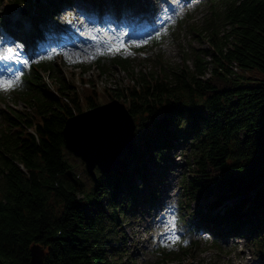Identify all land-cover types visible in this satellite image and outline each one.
<instances>
[{
  "label": "trees",
  "instance_id": "16d2710c",
  "mask_svg": "<svg viewBox=\"0 0 264 264\" xmlns=\"http://www.w3.org/2000/svg\"><path fill=\"white\" fill-rule=\"evenodd\" d=\"M214 1L204 28L189 25L209 48H192L181 63L166 65L160 57L155 71L138 74L122 54L94 59L101 72L117 64L130 74L128 85L105 89L102 103L123 102L137 128L122 167L98 170L99 182L90 187L68 176L74 165L63 129L69 118L100 104L94 81L58 75L56 59L46 57L14 87L25 109L0 92L6 104L0 109V264H32L35 245L45 250V264H128L115 254L117 225L130 206L139 208L145 192H157L160 174L150 166L163 165L176 144L188 149L179 207L190 217L189 230L203 220L218 227V238L230 231L262 236L264 260V0ZM159 43L154 38L148 48ZM188 250L193 247L163 248L151 264L174 262Z\"/></svg>",
  "mask_w": 264,
  "mask_h": 264
},
{
  "label": "rangeland",
  "instance_id": "374dc122",
  "mask_svg": "<svg viewBox=\"0 0 264 264\" xmlns=\"http://www.w3.org/2000/svg\"><path fill=\"white\" fill-rule=\"evenodd\" d=\"M53 1L54 3L51 4ZM162 1L163 0H69L66 1V4L61 5L59 9L57 8L58 10H55L58 14L48 16L49 14L46 15L45 8L47 6H55L57 0H40V2L38 1V4L31 0H0V50L8 48L6 47L8 46L5 42L6 38L11 37L15 39L11 36V29L7 32L3 27L4 23L7 24V26L11 25L10 20L14 19V17L23 18L22 21L24 22L29 21L31 23H36L37 21L38 23L33 27L35 33H30L29 31L24 30L25 33L18 35V37L24 44L26 42L34 44V41H36L38 43L41 42L44 46V44L47 43L39 40V34L42 35L45 40L49 38V35L50 38L62 35V33H57V31L50 34L49 28L64 25L67 29H71L72 21L77 17V14L82 16L89 10L93 12L97 11V8L106 6L108 11L114 9L116 14H119V16H116V20L121 19V15L125 20H132L133 17H140L144 14L139 13L141 10L140 7H143L145 12L150 14L151 8L155 3L158 4V8H161ZM177 1H181L182 5H184V9L169 25L176 26L178 18L181 17L184 21H189L176 27L174 33L172 30L167 29V27L155 31L158 34V39L161 40L160 46L142 54L136 52V49L143 45H147L149 42L148 39L133 43H122L119 45L120 50H124V54L132 60L133 71H136L138 74L141 72L150 73L155 71L157 69L156 63L158 57L163 58L166 65H176L182 62L183 56L192 48L195 50H207L209 48L207 41L204 40L201 42L199 38H193L189 31V25L195 23V25L204 28V20L211 16L212 9L217 2L214 0H192L190 3L188 2L189 0ZM147 2L151 3V5L149 6ZM133 3H135V5L128 6V4ZM83 5H86L87 7ZM221 8L222 6H218V9ZM70 15L72 16L70 17ZM187 15L192 17L186 19ZM38 17L40 19H38ZM74 25L76 26V23ZM226 29L228 28H222L221 31L224 33ZM30 47V44L22 45L19 49L22 52V57L17 55L18 58L21 59L27 58V64L33 60L31 58H33L34 53L30 51ZM36 49L37 47L35 50ZM97 49L101 50L103 54H105L106 51L110 53L112 52V54L119 53L120 51L113 52L107 50L109 49L107 47L94 46L87 48L85 51L70 50V52L53 55V57H56V64L59 69L57 70L58 75H60L61 72L62 76L71 79V74L74 72L76 79L77 77L92 79L97 85L99 91L97 93L99 96V105H103L112 101L110 100L102 103L106 100L104 99L105 94H103L105 89L128 85L131 76L117 64L110 66L108 70H105L106 72H101V69L92 64L94 59L100 55V53L97 52ZM93 55H95V58H92ZM188 55L190 57L189 59H191L190 53ZM209 57L210 55H207V59L210 60ZM39 58L40 57L35 59V61H38ZM81 63L90 64L91 66L82 70L81 67H78ZM189 63L192 65V61ZM27 64H24V68ZM167 72L169 73L170 71L167 70ZM249 77L254 79L262 78L263 76L260 74H252ZM14 82L15 85L18 86V79ZM86 87H88V85L84 86L81 90ZM1 90L3 91L2 93L10 92V89L6 88H1ZM14 97H17V102L14 100ZM5 98L6 103H9L13 107L18 109L26 108L24 100L20 99L16 94L10 96L5 95ZM94 99H96V96ZM5 101L0 103V109L6 106ZM187 153L188 149L185 146L176 144L174 149L168 151V160L163 165L158 169H156L155 166H150L151 171L160 174L157 176V182L155 185V187H157V192L155 189L154 192H148L147 199H143L139 204V208L136 210L130 206L126 219L117 225L119 237L115 244L118 248V251L115 252L117 257L124 263L128 264L154 263L158 259L159 253L153 251V247H151L154 241L152 236L165 226L164 221L161 222V217L166 216L165 220L173 222L176 227L175 231H173L174 237L172 238H176V240L171 239L172 241H167L164 245L167 251H181L183 248L187 249V246L192 240L196 241L194 243H198L196 244V249L188 250L185 255L181 253V256H179L178 259H174L176 261L168 264H187L190 262H197L198 264H264L259 252L261 248V243L259 241L263 238L262 236L255 235L248 238L247 233L245 232H234L231 235L226 236L224 239H220V245L219 247H216L212 244L214 238L211 233L205 234L196 228L189 230L186 220L189 221L190 217L186 212L180 214L178 211L181 178L185 172ZM69 155L70 161L74 165V174L77 176H75V178L77 180L79 179L80 182H83L85 186L90 187L93 184V181L88 177L84 164L79 158H75L70 153ZM96 172L98 171L96 170ZM138 182L140 183V180ZM140 198H144V196H141ZM170 211H175V213L170 216ZM182 215H185L186 218H183ZM193 246H195V244L191 247Z\"/></svg>",
  "mask_w": 264,
  "mask_h": 264
},
{
  "label": "water",
  "instance_id": "95a60500",
  "mask_svg": "<svg viewBox=\"0 0 264 264\" xmlns=\"http://www.w3.org/2000/svg\"><path fill=\"white\" fill-rule=\"evenodd\" d=\"M136 128V118L127 106L112 100L69 118L63 129L64 146L81 160L88 177L98 183L97 169L111 174L122 167V158L134 148ZM68 176L78 183L72 170L68 171ZM30 252L32 264H45L42 247L35 245Z\"/></svg>",
  "mask_w": 264,
  "mask_h": 264
},
{
  "label": "snow or ice",
  "instance_id": "6c2138e0",
  "mask_svg": "<svg viewBox=\"0 0 264 264\" xmlns=\"http://www.w3.org/2000/svg\"><path fill=\"white\" fill-rule=\"evenodd\" d=\"M110 51H119L120 48L119 46L115 47V48H111L109 49ZM97 52H99L100 54H103L101 50L97 49ZM7 53V54H5ZM92 58H95V55H93ZM15 59L17 63H23V64H27L28 61L27 60H20L18 58V56L13 54V50L12 49H5V50H0V60L3 61H8V60H13ZM6 72H12L11 67H8L5 69ZM12 87H15V82L14 80L11 79H5V77L0 76V88H6V89H11Z\"/></svg>",
  "mask_w": 264,
  "mask_h": 264
},
{
  "label": "bare ground",
  "instance_id": "6f19581e",
  "mask_svg": "<svg viewBox=\"0 0 264 264\" xmlns=\"http://www.w3.org/2000/svg\"><path fill=\"white\" fill-rule=\"evenodd\" d=\"M83 6H85V7H87L86 5H83ZM104 8H106V6H104ZM103 10V9H102ZM86 12V11H85ZM72 15H70V17H71ZM83 17L84 18H87V17H89V15L87 14V13H85V14H83ZM71 19V18H70ZM17 20H20L21 21V19L20 18H18ZM74 23H75V21H73ZM139 22H142V19L139 21ZM57 27V29H60L61 31H64V25H58V26H56ZM55 28H50L49 29V33L51 34L52 32H53V30H54ZM68 33H70V34H72L73 35V33L70 31V30H68ZM40 37L41 38H43L42 37V35H40ZM13 39H9V38H6L5 39V42L7 43V44H13V46L15 47L14 49L18 52V55L19 56H22V52L19 50L20 49V47L17 45V44H15L13 41H12ZM86 40H90V37L89 38H86ZM49 41H47V43H48ZM76 45H82L81 44V41L80 40H78L77 41V43H76ZM77 48H80V46H77Z\"/></svg>",
  "mask_w": 264,
  "mask_h": 264
}]
</instances>
